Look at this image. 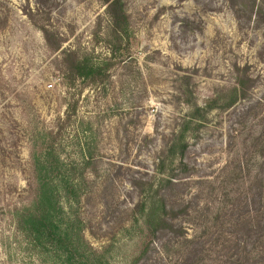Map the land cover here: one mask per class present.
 I'll return each instance as SVG.
<instances>
[{
    "label": "rangeland",
    "instance_id": "374dc122",
    "mask_svg": "<svg viewBox=\"0 0 264 264\" xmlns=\"http://www.w3.org/2000/svg\"><path fill=\"white\" fill-rule=\"evenodd\" d=\"M121 1L127 23L116 48L101 0H0V264H135L142 242L130 229L132 210L146 194L133 182H158L162 148L194 106L204 109L226 96L235 65L249 72L248 98L201 113L207 120L199 130L191 125L184 160L194 173L191 187L222 176L263 130L264 22L238 21L227 0ZM41 26L54 35L51 46ZM70 52L74 59L115 64L98 84L69 87ZM73 107L62 156L68 164L81 162L79 148L87 143L94 160L81 201L61 202L65 218L72 217L71 248L20 227L17 215L35 203L31 153ZM107 181L113 186L100 194Z\"/></svg>",
    "mask_w": 264,
    "mask_h": 264
},
{
    "label": "trees",
    "instance_id": "16d2710c",
    "mask_svg": "<svg viewBox=\"0 0 264 264\" xmlns=\"http://www.w3.org/2000/svg\"><path fill=\"white\" fill-rule=\"evenodd\" d=\"M101 1L108 10L110 36L114 37L112 45L116 37V48H120L122 25L126 27L127 23L122 1ZM227 2L238 21L247 19L258 25L264 22V0ZM39 28L51 46L54 35L44 26ZM116 48H111L112 53ZM70 55L68 60H73L67 63L68 71L64 74L69 87H75L79 81L98 84L105 77L106 70L115 64L95 63L90 57L74 59V52ZM234 74V86L226 96L212 100L204 109L194 106L189 120L175 135L174 141L162 148V156L155 163L158 182H133L134 190H138L141 197L146 194L132 210L130 229L142 242L135 264H264V127L251 138L247 147L249 151L246 149V154L232 167L224 168L222 176L195 181V188L191 187L194 173L184 162L191 125H195L194 130H199L209 111L218 106L221 110H229L248 98L252 80L247 68L235 65ZM258 105L260 103L249 107L243 115L248 118ZM71 112L75 113L74 107L65 121L59 122L56 132L49 134L48 141L31 153L37 184L35 203L33 208L24 209L17 216L20 227L26 224L36 235L59 245L70 242L74 248L70 238L72 217L65 218L60 206L63 199L70 207L81 201L83 185L87 176L93 174L94 148L87 143L81 145V162L75 164H68L62 156L65 149L61 138L72 119ZM248 153L253 155L247 157ZM252 157L256 160L254 164L248 160ZM107 184L108 181L102 183L100 194L113 186ZM190 191L194 193L188 198ZM102 202L107 205L106 201ZM189 226L194 231L197 226L198 231L190 235ZM86 255V261L90 262L91 254Z\"/></svg>",
    "mask_w": 264,
    "mask_h": 264
}]
</instances>
